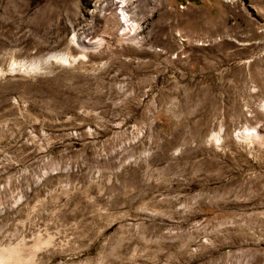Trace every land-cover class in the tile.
Returning a JSON list of instances; mask_svg holds the SVG:
<instances>
[{
	"label": "rangeland",
	"instance_id": "rangeland-1",
	"mask_svg": "<svg viewBox=\"0 0 264 264\" xmlns=\"http://www.w3.org/2000/svg\"><path fill=\"white\" fill-rule=\"evenodd\" d=\"M19 239V264H264V0H0Z\"/></svg>",
	"mask_w": 264,
	"mask_h": 264
},
{
	"label": "bare ground",
	"instance_id": "bare-ground-1",
	"mask_svg": "<svg viewBox=\"0 0 264 264\" xmlns=\"http://www.w3.org/2000/svg\"><path fill=\"white\" fill-rule=\"evenodd\" d=\"M121 3L123 4L122 1H121ZM127 20L128 19L124 18V20L121 21L122 22V27H123V33H124V35L126 37L135 39L134 36L132 35V30L134 29V26L133 25L135 23L132 24V23H130ZM51 56H53L54 58H57L58 60L59 59L65 60V61L68 60V58L66 56H63V55L62 56H58V55L51 54ZM30 67H31V69L36 68V66H34V65H32ZM218 134L219 133L214 134L215 140H219V135ZM22 244H23V240L22 239H19L15 243V245H13V246H0V264H19V260L18 259H20L21 256H20V252H18L19 251L18 248L21 249L22 246H23ZM31 255H33V253Z\"/></svg>",
	"mask_w": 264,
	"mask_h": 264
}]
</instances>
